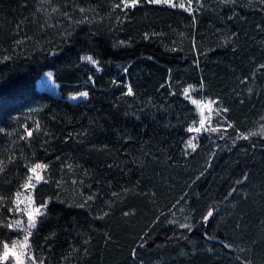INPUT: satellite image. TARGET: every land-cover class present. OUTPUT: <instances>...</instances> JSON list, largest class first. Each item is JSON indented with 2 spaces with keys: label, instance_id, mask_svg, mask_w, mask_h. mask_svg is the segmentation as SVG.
Segmentation results:
<instances>
[{
  "label": "trees",
  "instance_id": "obj_1",
  "mask_svg": "<svg viewBox=\"0 0 264 264\" xmlns=\"http://www.w3.org/2000/svg\"><path fill=\"white\" fill-rule=\"evenodd\" d=\"M183 2L0 0V245L40 164L36 264H264V0Z\"/></svg>",
  "mask_w": 264,
  "mask_h": 264
},
{
  "label": "rangeland",
  "instance_id": "obj_2",
  "mask_svg": "<svg viewBox=\"0 0 264 264\" xmlns=\"http://www.w3.org/2000/svg\"><path fill=\"white\" fill-rule=\"evenodd\" d=\"M175 0H167V2L159 3H174ZM182 5L190 10L191 2L190 0H184ZM37 86L39 89H45L52 92L55 95H58L57 87L58 85L54 83L52 78V72L46 71L42 74L41 78L37 81ZM85 93V92H80ZM80 93L73 94L68 96V99L71 101H78L79 99L85 98V96H81ZM75 97V99H73ZM212 108V107H211ZM200 112L202 114V119L204 120L203 127L201 126V121L191 127L192 131H189V139L186 142V149L187 150H194L196 148V142L199 134L205 128V122L207 120V113L211 110L207 107L206 103L201 102V106H199ZM201 119V120H202ZM195 129H200V131H196ZM260 131L264 132V127L260 129ZM239 134V133H238ZM191 141L194 147H189L188 142ZM37 165V164H36ZM40 165V164H39ZM32 166L30 169L34 168ZM43 168V167H42ZM42 168H38L35 172L30 171V176L28 181L24 184L22 189L15 195L14 205L12 208V217L10 228L18 232L20 237H17L8 245L9 250V257L6 261L0 260V264H17V259L20 261V264H36L29 253V236L33 229L37 225L38 216L42 212V208L35 204L33 198V189L35 186L41 181V179H37V176L41 177V170ZM29 215L32 216L33 220L35 221V227L29 228L31 221L29 220ZM19 221V224L17 222ZM27 237V241L25 238ZM5 244L0 245V257L3 256L5 251L4 248ZM15 253V255H12Z\"/></svg>",
  "mask_w": 264,
  "mask_h": 264
},
{
  "label": "snow or ice",
  "instance_id": "obj_3",
  "mask_svg": "<svg viewBox=\"0 0 264 264\" xmlns=\"http://www.w3.org/2000/svg\"><path fill=\"white\" fill-rule=\"evenodd\" d=\"M123 2H124L125 5L127 6V0H123ZM131 2H132V4H135V3H136V0H131ZM151 2H153V3H159V2H162V0H151ZM164 2H167V0H164ZM86 59H89V60L91 61V58H90V57H89V58H86ZM92 62L94 63V61H92ZM129 94H132V90H131V88H129ZM80 95L86 97V96H87V93H80ZM186 98H188V97H187V90H186ZM73 99H75V97H73ZM192 102H193L194 104H196L198 107L201 106V102H199V101H195V100H193ZM213 103H215V101H209L208 104H207V107H208L209 109H211V105H212ZM203 125H204V120L202 119V120H201V126L203 127ZM192 130H193V129H191V128L189 129V131H192ZM195 130H196V131H200V129H195ZM205 130H206V129H205ZM213 131H215V129H213ZM29 135H31V133H29ZM244 138L246 139L247 137H244ZM188 146H189V147H194V146L192 145V142H191V141L188 142ZM42 167H46V165H39V164H37V165H35L34 168L30 169V171L35 172L36 169H38V168H42ZM0 171H3V168H2V167H0ZM37 179L39 180V179H41V177L37 176ZM89 199H91V197H89ZM211 215H212V212L210 211V212L208 213V216H211ZM208 216L205 217V220L208 219ZM29 220L31 221V223H30V225H29V228L31 229V228L35 227V221L33 220V218H32L31 215H29ZM17 224H19V221L17 222ZM9 227H11V225H9ZM25 240L27 241V237L25 238ZM4 248H5V251H4V253H3V256L0 257V260H4V261H6V260L8 259V257H9L8 245L5 244V245H4ZM12 255H15V253H12ZM17 264H20V261H19L18 259H17Z\"/></svg>",
  "mask_w": 264,
  "mask_h": 264
}]
</instances>
